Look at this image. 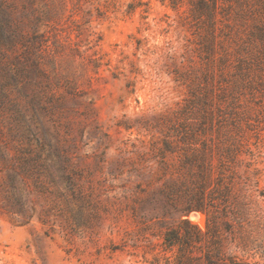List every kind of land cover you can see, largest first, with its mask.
Returning <instances> with one entry per match:
<instances>
[{"label":"rangeland","instance_id":"rangeland-1","mask_svg":"<svg viewBox=\"0 0 264 264\" xmlns=\"http://www.w3.org/2000/svg\"><path fill=\"white\" fill-rule=\"evenodd\" d=\"M188 17L187 2L0 0V24L18 34L25 67L12 94L20 136L7 139L46 160L39 184L22 172L16 182L24 215L10 212L0 189V264H174L144 208L153 187L136 185L190 96ZM247 130L232 175L244 190L245 232L233 251L264 264V115ZM194 223L206 228L200 214Z\"/></svg>","mask_w":264,"mask_h":264},{"label":"trees","instance_id":"trees-1","mask_svg":"<svg viewBox=\"0 0 264 264\" xmlns=\"http://www.w3.org/2000/svg\"><path fill=\"white\" fill-rule=\"evenodd\" d=\"M161 1L174 9L189 4L197 60L184 77L190 96L167 136L152 143L147 161L155 166L142 165L136 193L145 191L143 182L153 187L144 208L164 229L162 244L175 253L174 264H246L233 251L241 249L235 239L245 232L246 211L244 190L232 175H240L235 167L250 146L249 122L264 115V0ZM12 35L0 24V174L7 176L0 189L10 212L24 215L16 182L23 173L39 184L46 160L30 148L14 149L7 139L20 136L12 94L25 73L15 55L18 34ZM198 214L205 229L194 223Z\"/></svg>","mask_w":264,"mask_h":264}]
</instances>
